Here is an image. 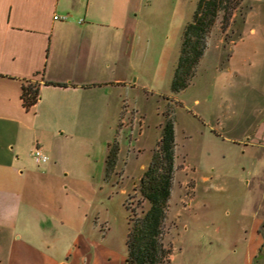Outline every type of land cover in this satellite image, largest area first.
<instances>
[{"label": "rangeland", "instance_id": "374dc122", "mask_svg": "<svg viewBox=\"0 0 264 264\" xmlns=\"http://www.w3.org/2000/svg\"><path fill=\"white\" fill-rule=\"evenodd\" d=\"M196 3L152 0L140 20L147 33L138 71L149 82L136 91L137 109L146 113L145 119L139 112L134 118L145 121L146 130L140 140L143 126L138 122L133 137L127 125L125 132L106 135L112 133L118 145L117 170L93 176L92 166L98 164L83 152L69 164L71 208L83 201L90 224L97 221V233L90 232V238L99 247L89 248L88 264H125L126 203L137 214L149 206L139 203L140 178L169 119L176 147L165 235L172 253L166 264H264V140L258 128L264 117V0H240L227 25L220 13L187 85L175 90L183 31ZM46 176L40 174L39 187L55 188ZM74 231L49 228L53 256L69 258ZM36 232L40 239L42 226Z\"/></svg>", "mask_w": 264, "mask_h": 264}, {"label": "crops", "instance_id": "0c3cea01", "mask_svg": "<svg viewBox=\"0 0 264 264\" xmlns=\"http://www.w3.org/2000/svg\"><path fill=\"white\" fill-rule=\"evenodd\" d=\"M151 7L152 0H0V264H88L89 248L99 247L87 204L69 203V164L83 152L98 164L92 175L104 176L112 133L127 125L133 137L134 115L145 119L136 91L149 82L138 65L147 33L140 20ZM26 82L39 85L29 109ZM259 127L264 140V117ZM35 146L47 162L36 163ZM40 174L55 188L41 189ZM53 225L76 228L68 259L50 253Z\"/></svg>", "mask_w": 264, "mask_h": 264}, {"label": "trees", "instance_id": "16d2710c", "mask_svg": "<svg viewBox=\"0 0 264 264\" xmlns=\"http://www.w3.org/2000/svg\"><path fill=\"white\" fill-rule=\"evenodd\" d=\"M240 0H197L191 19L185 25L179 58L174 71L172 86L182 89L193 74L207 47V35L216 19L223 13L227 25ZM24 106L29 109L39 99V85L26 82L22 85ZM175 131L169 119L162 124L158 148L140 178L139 203L149 206L137 214L127 201L129 209L127 256L125 264H166L170 261L171 246L166 242L169 201L172 193L175 170ZM118 145L111 143L105 159L108 176L115 171Z\"/></svg>", "mask_w": 264, "mask_h": 264}, {"label": "built area", "instance_id": "2783aa9c", "mask_svg": "<svg viewBox=\"0 0 264 264\" xmlns=\"http://www.w3.org/2000/svg\"><path fill=\"white\" fill-rule=\"evenodd\" d=\"M57 17L58 16L56 15L55 18ZM32 155H33L34 160L38 164L45 163L49 160V156L39 146H35V148L33 149Z\"/></svg>", "mask_w": 264, "mask_h": 264}, {"label": "water", "instance_id": "95a60500", "mask_svg": "<svg viewBox=\"0 0 264 264\" xmlns=\"http://www.w3.org/2000/svg\"><path fill=\"white\" fill-rule=\"evenodd\" d=\"M62 264H65V263H62Z\"/></svg>", "mask_w": 264, "mask_h": 264}]
</instances>
